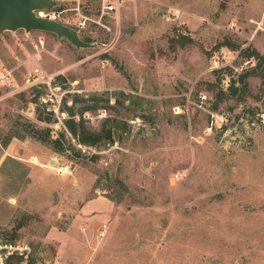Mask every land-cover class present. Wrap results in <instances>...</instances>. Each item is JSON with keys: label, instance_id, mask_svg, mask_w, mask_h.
<instances>
[{"label": "rangeland", "instance_id": "rangeland-1", "mask_svg": "<svg viewBox=\"0 0 264 264\" xmlns=\"http://www.w3.org/2000/svg\"><path fill=\"white\" fill-rule=\"evenodd\" d=\"M104 2L36 10L90 46L0 33V239L33 264H264V0ZM70 105L98 142L70 132Z\"/></svg>", "mask_w": 264, "mask_h": 264}, {"label": "water", "instance_id": "water-1", "mask_svg": "<svg viewBox=\"0 0 264 264\" xmlns=\"http://www.w3.org/2000/svg\"><path fill=\"white\" fill-rule=\"evenodd\" d=\"M55 4L56 0H0V33L7 29L24 28L27 31L41 29L66 37L79 47L92 45L93 43L81 38L74 27L56 18L43 16L36 11Z\"/></svg>", "mask_w": 264, "mask_h": 264}, {"label": "built area", "instance_id": "built-area-1", "mask_svg": "<svg viewBox=\"0 0 264 264\" xmlns=\"http://www.w3.org/2000/svg\"><path fill=\"white\" fill-rule=\"evenodd\" d=\"M120 5V0H112V2H104L103 6L106 10H114ZM39 14L43 16H50L56 18L55 14H50L46 11H40ZM6 81L8 84H16V79L13 74V70L5 68L4 72L0 74V78ZM49 78V74L44 72L40 67H35L28 72L27 81L30 83L46 82ZM90 113L87 112L86 116ZM63 170V167H59L58 171ZM108 229L107 223H102L99 227V235H104ZM15 256H20V264H29V260L32 258V245L28 241H15L9 239H0V264H9L14 260Z\"/></svg>", "mask_w": 264, "mask_h": 264}, {"label": "trees", "instance_id": "trees-1", "mask_svg": "<svg viewBox=\"0 0 264 264\" xmlns=\"http://www.w3.org/2000/svg\"><path fill=\"white\" fill-rule=\"evenodd\" d=\"M183 38H181L180 43L181 44H185L188 39H191L190 37H186L184 35H182ZM250 54H253V52H251ZM257 55H259V53H257ZM259 57H264L263 56H259ZM262 80H263V85H264V65L262 67ZM33 101H37V96L33 97V99H31ZM74 101L77 100V97L73 98ZM88 108H91L89 105H84L81 107L80 111H75L74 110V106L70 105L68 106L69 109V117L66 118V125L69 128L70 132L73 133V135L75 137H77V139L85 144H94L96 142H98V135L99 132L98 131H93L91 130L85 123V118H84V113L85 110H87ZM78 115V118L77 116ZM48 119H50V117H47ZM37 139H40L42 141L51 143L54 148L56 150H60L61 147L59 146L60 143V137H56V138H52V135L50 134V128H45V129H41L38 127H35L33 134ZM107 136H111V133L108 132ZM9 141L6 140L5 144L8 143ZM4 239H9V238H4ZM12 239H16L12 237ZM9 239V240H12ZM14 260L19 261L21 260L20 256H15ZM9 264H12L11 262ZM29 264H33V259L31 258L29 260Z\"/></svg>", "mask_w": 264, "mask_h": 264}]
</instances>
